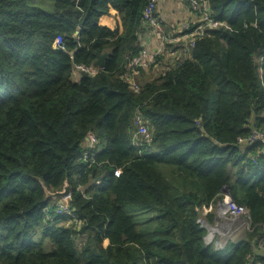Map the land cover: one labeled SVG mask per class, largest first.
Instances as JSON below:
<instances>
[{
    "label": "trees",
    "instance_id": "1",
    "mask_svg": "<svg viewBox=\"0 0 264 264\" xmlns=\"http://www.w3.org/2000/svg\"><path fill=\"white\" fill-rule=\"evenodd\" d=\"M28 1L0 0V264H264V0H206L222 26L137 94L123 74L149 0ZM223 190L251 231L216 251L198 218Z\"/></svg>",
    "mask_w": 264,
    "mask_h": 264
},
{
    "label": "built area",
    "instance_id": "2",
    "mask_svg": "<svg viewBox=\"0 0 264 264\" xmlns=\"http://www.w3.org/2000/svg\"><path fill=\"white\" fill-rule=\"evenodd\" d=\"M184 2L189 10L190 16L188 19L175 24L173 26V34L171 35L165 32L164 26L158 18L157 1L149 0L144 7L142 12L144 25L141 36L145 40L152 37L159 41L164 46V50L157 51L155 52L156 54L152 55L142 45L138 55L132 58L125 67L123 78L129 86L134 74L143 67L153 65L156 62L157 56H162L158 58V60L161 59L160 63L162 64L164 59L168 58V63L169 61H173L179 65L187 60L186 57L190 54V50L193 48L197 39L203 37L207 31L216 30L222 26V24L210 17L208 2L206 0H184ZM56 44H60V39L57 40ZM166 45L170 46V49H166ZM259 59L261 62L258 64V68L260 73H262L261 63L264 55L259 56ZM96 68L95 66L93 70H89L81 66L76 67L74 70L75 76L83 73L94 75ZM130 89L133 93H138L136 89L135 91L132 88ZM135 125L136 135L144 137L149 142L150 137L147 129L138 115L135 117ZM262 138V134L254 133L250 141L255 142ZM203 211H206V213L198 223L200 228L206 232L203 238L205 247L213 246L216 251L222 250L228 242L235 241L232 239L233 236L242 233L246 235L251 231V219L248 211L243 206L238 205L226 190H223L220 196L208 208L203 207ZM57 212L58 214H69L67 204L57 206ZM207 215H212V221L206 218ZM263 242L264 238L257 245L264 250Z\"/></svg>",
    "mask_w": 264,
    "mask_h": 264
},
{
    "label": "rangeland",
    "instance_id": "3",
    "mask_svg": "<svg viewBox=\"0 0 264 264\" xmlns=\"http://www.w3.org/2000/svg\"><path fill=\"white\" fill-rule=\"evenodd\" d=\"M28 3L31 6H36V7L40 8L46 12H50L53 8L54 0H29ZM154 54H156V53H153L152 55H154ZM159 57H162V56H157L156 62L153 65L143 67L134 74L133 78H131V80H130V88H132L134 91L136 89L137 92H140V89L144 86V84L160 77V75L162 73L163 66L161 65V63L158 60ZM163 58H165V57H163ZM165 59H168V58H165ZM260 62H261V60L259 59V57H256V63L259 64ZM135 128H136V125H135ZM94 143H95L94 139L93 140L87 139L85 146L89 147L91 150ZM85 156L88 157L89 152H85ZM62 191H63V187L60 190V192H62ZM69 199H70V195L64 197L63 199H60L59 205L60 204H68ZM125 209L130 214H132V212L127 207ZM205 213H206V211L204 212L203 208H202V210H200V212H199L200 216L198 218V222L203 217V215ZM58 216H61V215H58ZM156 216L158 217L157 212L152 213L149 211H147L145 213H140L139 215H137L136 216L137 229L138 230H141L142 228H144V230L148 229L149 228L148 225H151V223H149V221L151 219L157 218ZM140 233H142V232H140ZM40 234L41 233L38 232L36 234V238H40L41 237ZM245 237H246L245 233H242V234L233 236L232 239H234L235 241H239V240H243ZM76 243H77V249L81 250V248L86 244L85 237H79L77 239ZM45 246H46V248H48V245H46V242H45Z\"/></svg>",
    "mask_w": 264,
    "mask_h": 264
},
{
    "label": "crops",
    "instance_id": "4",
    "mask_svg": "<svg viewBox=\"0 0 264 264\" xmlns=\"http://www.w3.org/2000/svg\"><path fill=\"white\" fill-rule=\"evenodd\" d=\"M157 1V15L164 26L167 34H173V26L190 16L189 10L184 0H156ZM144 48L150 53L160 52L164 50V46L154 38L150 37L145 40ZM98 68H96L97 71ZM79 76L74 79L78 80ZM246 238V237H245Z\"/></svg>",
    "mask_w": 264,
    "mask_h": 264
},
{
    "label": "water",
    "instance_id": "5",
    "mask_svg": "<svg viewBox=\"0 0 264 264\" xmlns=\"http://www.w3.org/2000/svg\"><path fill=\"white\" fill-rule=\"evenodd\" d=\"M107 55L106 54H103V55H100L98 56L96 62H95V66L98 68V69H102L103 66H104V61L106 59ZM81 76L84 78V77H87L88 74L87 73H83L81 74ZM71 193H70V187L67 183L64 184L63 186V191L62 192H57L55 194H49L48 197L49 198H52V199H63L64 197L66 196H69Z\"/></svg>",
    "mask_w": 264,
    "mask_h": 264
},
{
    "label": "bare ground",
    "instance_id": "6",
    "mask_svg": "<svg viewBox=\"0 0 264 264\" xmlns=\"http://www.w3.org/2000/svg\"><path fill=\"white\" fill-rule=\"evenodd\" d=\"M223 216V215H222Z\"/></svg>",
    "mask_w": 264,
    "mask_h": 264
}]
</instances>
